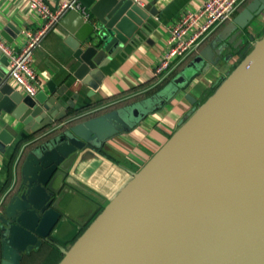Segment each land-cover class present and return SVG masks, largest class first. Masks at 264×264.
I'll return each instance as SVG.
<instances>
[{
  "label": "water",
  "instance_id": "obj_1",
  "mask_svg": "<svg viewBox=\"0 0 264 264\" xmlns=\"http://www.w3.org/2000/svg\"><path fill=\"white\" fill-rule=\"evenodd\" d=\"M78 2L83 11L71 9L64 18H75L78 27L87 29L72 46L79 79L103 66L107 55L113 57L135 42L149 26V16L158 13L152 3L141 6L133 0ZM262 12L264 0H250L160 90L124 106L95 107L96 114L64 100L63 90H51L48 98L21 93L7 71H0V150L17 135L3 113L23 122L35 136L26 143L19 185L1 201L7 198L0 227L1 264H22L33 249L52 240L62 216L54 183L64 177L72 156L97 151L152 112L154 104L162 107L191 81L222 69L236 55L241 61L226 70L214 92L194 106L58 264H264V142L239 154L230 151L234 146L229 139L264 89V36L248 50L253 39L248 26ZM90 14L97 24L85 20ZM85 42L90 44L82 49ZM0 55V62L8 65V57ZM185 97L194 103L190 93Z\"/></svg>",
  "mask_w": 264,
  "mask_h": 264
},
{
  "label": "crops",
  "instance_id": "obj_2",
  "mask_svg": "<svg viewBox=\"0 0 264 264\" xmlns=\"http://www.w3.org/2000/svg\"><path fill=\"white\" fill-rule=\"evenodd\" d=\"M47 1L52 8H56L63 0ZM204 1L139 0L138 4L141 6L152 3L158 12L156 16H149V26L145 27V33L115 56L107 55L104 65L91 70L83 80L74 75L79 62L74 57L72 46L76 44L77 36L84 35L87 29L78 27L79 23L75 18L65 20L63 16L46 31L34 52L32 64L39 80L37 94L43 93L48 98L52 95L51 90H63L64 100L71 99L76 107L84 110L92 106H102L98 104L119 106L123 98H133L155 87L160 81L155 74V66L166 51L169 29L184 11L196 10ZM249 1L246 0L236 14ZM85 11L90 10L85 8ZM87 17L85 20H90L94 25L98 23L92 14ZM228 22L209 34L205 41L217 35ZM43 25V20L29 10L24 0H0V37L15 49H20L25 41L22 34L24 28L38 31ZM251 34L253 39L249 40L251 46L248 50L264 36V12L250 22L248 36ZM89 44L82 43L81 48L85 49ZM197 49L178 60L170 74L174 76L187 65ZM241 59L236 55L222 69L199 76L191 81L185 91L171 97L162 107L154 104L156 108L152 112L130 129L114 135L97 151L83 150L72 156L64 177L59 179L62 186L58 188L59 180L54 183L59 189L54 199L62 216L52 232V240H46L41 247L33 249L22 264H58L64 251L70 248L133 175L166 144L188 119L194 106L203 103L214 92L226 75V70L233 69ZM7 66L0 62V71H7ZM10 83L13 88L24 93L14 82ZM187 93L194 97V103L185 97ZM3 115L6 123L11 125L17 135L12 142L4 143V149L0 150V227L7 198L1 201L6 192L14 186L16 188L22 179V167L28 148L26 144L21 146L20 140L29 136L23 122L11 114ZM7 135L12 136V133L7 132ZM1 262L0 245V264Z\"/></svg>",
  "mask_w": 264,
  "mask_h": 264
},
{
  "label": "built area",
  "instance_id": "obj_3",
  "mask_svg": "<svg viewBox=\"0 0 264 264\" xmlns=\"http://www.w3.org/2000/svg\"><path fill=\"white\" fill-rule=\"evenodd\" d=\"M24 1L29 10L43 20L44 25L38 31L24 28L22 34L25 41L20 49H15L0 37V51L8 57L7 79L14 82L24 93L34 96L37 94L39 84L37 72L32 64L36 48L46 31L67 11L71 9L83 11V7L78 0H63L56 8H52L47 0ZM133 1L139 3V0ZM245 1L205 0L198 9L184 11L169 29L166 51L155 66L159 83L168 77L178 60L198 48L219 26L230 21Z\"/></svg>",
  "mask_w": 264,
  "mask_h": 264
},
{
  "label": "bare ground",
  "instance_id": "obj_4",
  "mask_svg": "<svg viewBox=\"0 0 264 264\" xmlns=\"http://www.w3.org/2000/svg\"><path fill=\"white\" fill-rule=\"evenodd\" d=\"M257 96V100L250 108L244 120L232 130L229 136L231 144L234 146L230 150L231 152L248 154L256 147V144L264 142V89ZM246 137L251 142L246 141Z\"/></svg>",
  "mask_w": 264,
  "mask_h": 264
},
{
  "label": "trees",
  "instance_id": "obj_5",
  "mask_svg": "<svg viewBox=\"0 0 264 264\" xmlns=\"http://www.w3.org/2000/svg\"><path fill=\"white\" fill-rule=\"evenodd\" d=\"M173 77V75L172 74H170L166 79H164L162 82H160L159 84H157L155 87H153V88H149L146 92H143V93H140V94H138V95H136L135 97H133V98H128V99H126V98H123V100H121V102H120V104H119V106H124V105H126V104H130L131 103V101H133V100H138V99H142V98H144V97H147V96H150L151 94H154L155 92H157L158 90H160L167 82H169L170 81V79ZM128 95V94H127ZM124 97H126V95H124ZM106 103V102H105ZM98 105H102V106H105L104 104H98ZM106 105H108V104H106ZM114 106H118V105H114ZM95 107H100V106H92V108L94 109ZM86 109H91V107H88V108H86ZM86 109H84V110H86ZM95 112V114L96 113H98V110H96V111H94ZM35 136L34 135H29V136H27V137H25V138H23V139H21L20 141V145L22 146V145H25L26 143H28L29 141H31L33 138H34ZM19 145V146H20ZM27 257H29V256H26L25 258H27ZM24 258V259H25ZM24 261V260H23ZM22 261V262H23Z\"/></svg>",
  "mask_w": 264,
  "mask_h": 264
}]
</instances>
